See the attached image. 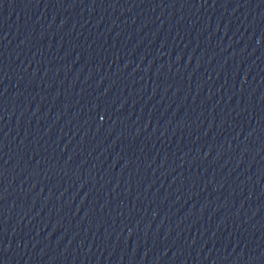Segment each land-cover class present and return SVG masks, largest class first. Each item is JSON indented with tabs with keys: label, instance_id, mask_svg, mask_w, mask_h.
Listing matches in <instances>:
<instances>
[{
	"label": "water",
	"instance_id": "water-1",
	"mask_svg": "<svg viewBox=\"0 0 264 264\" xmlns=\"http://www.w3.org/2000/svg\"><path fill=\"white\" fill-rule=\"evenodd\" d=\"M0 264H264V0H0Z\"/></svg>",
	"mask_w": 264,
	"mask_h": 264
}]
</instances>
